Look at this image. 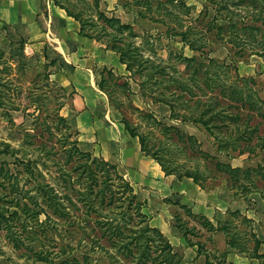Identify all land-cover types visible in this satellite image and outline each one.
Returning <instances> with one entry per match:
<instances>
[{
  "label": "rangeland",
  "instance_id": "obj_1",
  "mask_svg": "<svg viewBox=\"0 0 264 264\" xmlns=\"http://www.w3.org/2000/svg\"><path fill=\"white\" fill-rule=\"evenodd\" d=\"M69 1L71 2L68 5L69 8L82 11L83 17L92 14L90 5L94 3V0ZM98 1L99 9L105 12L108 17H117L122 23L133 27L136 35L133 39L134 46L141 51L144 58L156 63L163 60L166 63L165 72L169 77L164 79L168 91L165 96L172 101L179 114H187V111L180 105L181 101L177 96L185 97L184 100L190 106L192 102L188 95L176 90V84L170 81L171 78H175L177 75L188 78L193 74L196 75L198 82H204L203 85L200 84L204 88L203 92H205L201 97L203 100L206 97L219 98L217 97L219 89L209 91L205 83L207 85L211 84L213 87L223 86V84L227 86L244 83L245 88L247 86V88H252L255 91V97L258 100H264V65L262 58L259 55H254L250 47L241 51L230 43H221L212 44L203 51H192L181 43L180 37L172 36L173 32L171 31L167 32L166 25L154 22L147 17L139 18L128 11V9H134L135 4H138L137 10L145 12L147 9L144 7V0ZM155 1L162 2L163 0H151L152 7H155L157 3ZM185 6L189 8V21L185 17H181L178 21H172L170 28L177 31L185 30L186 26L203 29L216 15L213 6L205 0H186ZM164 8L172 9L166 4ZM174 10L178 15L185 13L184 9L179 7ZM180 24H182V28ZM227 24L222 17H218L216 20L217 26H226ZM76 28L77 36L84 38L78 34V22H76ZM84 39L91 42L95 48L93 51H98L100 56H102V51L107 52L108 56L103 59L105 63H108L107 66H111L112 56L109 53L111 51L105 48V44L94 39ZM47 47V44L35 46L31 42L20 41L9 53H7V49L0 53V168L3 169L0 173V184H2L0 185V207H3L4 210H7V168L10 169L11 173L17 175L20 180L24 178L23 166L20 163L15 164L16 160L30 161L37 175V180L55 187L59 192H63L61 187L65 186L60 179V175L64 171L65 176L69 175V179L75 188H79L76 182L79 177L76 171L72 172V170L80 161H77L74 157L75 159H72V161L66 162L65 156L66 150L71 147L70 143L73 141H77L78 148L82 152H86L79 145V133L75 131L69 121L73 102L78 99L71 81L72 73L70 71L72 72V69L65 67V63L63 64V61H61L62 59L59 60L57 57L51 59L52 56L46 54ZM254 49L260 53L258 47ZM179 57L193 59L194 62L182 65L183 63L179 61ZM206 58L228 66L227 75L213 77L214 81L219 82L218 84L207 81L212 78L215 71H218V67L215 66L205 71V66L209 65ZM210 65L213 66V64ZM107 66L100 64L99 67L95 68L94 71L97 76L95 85L97 87L101 74L105 73L103 69L113 70L114 77L119 79L110 81L106 78L105 85L107 90L112 92V98L119 108L114 109L109 104L106 94L102 91L106 103L105 105L99 104L98 108L106 109L108 107L109 110L117 114L116 118L119 120L124 116L131 125L138 126L139 132L146 134L149 144L155 148L164 146L167 155L173 161L174 166L178 168V172L195 170L199 174L200 189L212 193L211 195H214L213 199L219 203V208H221L209 220L214 226L212 230L209 226L202 225L200 219L190 216L188 212L190 209L178 202L165 199L148 207L147 200L142 201L133 187L137 202L143 203L141 211L145 215L146 223L151 228L157 229L170 242L173 251L181 259L180 264H204L206 255L215 264H264V104L261 113L254 115L248 121L250 129L241 133L244 137H251L250 148L257 145L254 150L253 148L250 150L253 152L244 151L240 154L235 151L228 155L224 151L217 153L216 148L219 144L208 130L200 125L183 123L180 119H173L171 111L169 110V112L164 104H152L150 98L143 99L141 97L137 82L129 79L127 72L119 71L115 67L108 68ZM188 66H191L192 69H188ZM203 72H206V74ZM220 74H224L223 69H221ZM160 79L161 77H157V80ZM248 79H253L255 84H250ZM126 80L129 89L122 85ZM171 93L174 97L171 96ZM197 94L200 96L202 92L198 91ZM217 102L218 107H227L228 103L230 106L234 104L221 99H218ZM131 107L142 110L146 114H153L162 125L178 128L185 134L193 136L200 144V150L208 156L195 153L194 146H190L188 142H182L174 132L171 131L165 134L160 126L154 125L150 121L146 122ZM226 111L239 114L240 118H244L247 113L245 109L226 108ZM59 116L65 118L69 130L65 129L64 124L59 121ZM212 132L219 137L222 135L216 129ZM7 145L17 151L14 156L7 155V152L3 153L2 150H7ZM89 153L93 158H101L97 153ZM141 155L151 158L143 152H141ZM216 162L223 165L228 164L232 168L241 170L243 174H240V183L234 185L224 173L217 171L214 165ZM114 166L117 169L116 165ZM94 167L97 166L93 164ZM221 169L223 168L221 167ZM117 171L119 172L118 169ZM3 174H6V180L3 179ZM97 177L100 184L103 173H98ZM190 180L192 181V179ZM80 184V187L85 186L84 179L80 180ZM111 188V192H106L104 201L96 200L93 209L90 210H85L81 203L75 199V196H71L72 204L65 201L64 204L68 207L70 217L72 219L76 218L82 228L80 230L85 231L86 235H80L82 240L78 247L76 246L79 237L71 240L68 237L59 238L57 235L50 233L53 236L49 235L48 240H45V237L40 236L41 238L38 239L42 241L43 250L50 256L55 257L59 255L63 245L70 244L72 249L66 250L70 257L75 256L81 260L85 250H94L92 253L88 251L92 264H125L128 259L121 253L116 252L111 246L108 241L112 239H107V236L103 237L101 235L95 220L112 222L113 226L120 225L125 234L132 237L135 236L134 232L140 227L138 224L140 219L135 214V203L128 204V199L118 189L117 182H113ZM98 189L99 187L96 186L95 190ZM68 193H71L69 187ZM75 207L79 209H74ZM11 210L13 209L11 208ZM156 214L162 215L159 223L153 220ZM5 216L7 217V212ZM20 221L23 222L22 219ZM217 221H219L222 231L215 229ZM177 225L188 231V233H184V236L176 227ZM27 226L26 230L28 232L33 230L31 228H34V230L37 228L32 223H28ZM73 228L70 229L74 230ZM251 232L255 233L258 239L262 241L258 253L252 249ZM235 234L245 251L238 252L227 244L228 237ZM22 237L24 240L26 235ZM39 246L38 244L36 248L40 249L41 246ZM257 254L260 255V258L253 257ZM54 260L57 264L62 262L61 257ZM0 264L43 263L33 262L32 259L27 258L25 249L16 250L7 240L5 230H1Z\"/></svg>",
  "mask_w": 264,
  "mask_h": 264
},
{
  "label": "trees",
  "instance_id": "obj_2",
  "mask_svg": "<svg viewBox=\"0 0 264 264\" xmlns=\"http://www.w3.org/2000/svg\"><path fill=\"white\" fill-rule=\"evenodd\" d=\"M50 1L55 6L64 10L67 16L79 23L78 34L80 36L94 39L97 42L105 44V48L118 57L119 63L125 67V71L128 73L127 77L137 82L140 95L143 99L150 98L152 104L162 103L167 105L170 108L173 119H180L183 123L188 122L200 125L205 130H208L219 144L216 148L217 153L223 151L227 153L226 155L235 151H238L240 154L244 153V151L249 153L253 152L250 151L252 148L253 150L256 148L257 145L252 148L249 146L251 144V137H244V135H241V133L250 129L248 121H250L254 115H259L261 113L262 105L264 104V100L260 101L255 97V91L252 88H247V86L245 88L244 83H235L227 86L223 84V86L219 87H213L211 84L207 85L205 83L209 91L219 89L217 92V97L219 98L206 97V99L203 100L201 97L205 92H203L204 88L201 85H203L204 82H198L196 75L193 74L188 78L177 75V77L171 78L170 81L176 84V90L188 95V98L192 102L190 106L187 101L184 100L185 97L177 96L181 101L180 105L187 111V114H179V111L176 109L175 105L172 104V101L165 96V93L168 91L164 79L169 77L165 72L166 63L163 60L156 63L143 57L141 51L134 46L133 39L136 35L132 26L122 23L117 17H108L105 12L99 9L98 0H94V3L90 5L92 14L88 17H83L82 11H75L69 8L68 5L71 3L69 0ZM150 1L151 0H144V7L147 9L145 12L137 10L138 4H135L136 6H134V9H128V11L134 13L139 18L147 17L154 22L166 25L167 32L171 31L173 32L172 36L180 37L181 43L192 51H203L212 44L230 43L241 51L250 47L254 55H259L262 58L264 65V0H205L213 6V10L216 14L215 17L208 22L203 29L186 26L185 30L181 31L170 28V25L172 21H178L181 17H185V19L189 21V8L185 6L186 0L155 1L157 2L155 7H152ZM165 4L169 5L172 9L164 8ZM178 7L184 9L185 13L183 15H178L175 12L174 9ZM218 17H222L228 24L226 26H217L216 20ZM180 27H183L182 24H180ZM255 47L260 49V53L255 51ZM206 60L209 65L205 66V71L215 66L218 67V71H215L212 74V78H209L207 81L209 83L214 82L218 84L219 82L214 81L213 77L227 75L228 66L219 64L213 59L206 58ZM179 61L183 63L182 65L194 62L193 59L181 57H179ZM210 64H213V66ZM188 69H192L191 66ZM221 69H223L224 74H220ZM103 72L105 73L101 74L97 87L106 94L109 104H111L114 109H118L119 106L112 98V92L107 90L105 84L106 78L110 81L112 79L118 80L119 78L114 77L112 70L103 69ZM203 73L206 74V72ZM157 77H161V79L157 80ZM249 81L250 84H255L253 79ZM122 85L129 89L127 80ZM198 91L202 92L200 96L197 94ZM171 96L174 97L172 93ZM218 99L232 102L235 106H230L228 103L227 107H218ZM226 108L245 109L247 113L244 118H240L239 114H232L226 111ZM131 109L138 112L146 122L150 121L154 125L160 126L165 134L171 131L174 132L182 142H188L190 146H194L193 150L195 153L201 156H208L200 150V144L197 143V140L193 136L185 134L178 128L162 125L151 113H143L142 110L134 107H131ZM58 119L64 124L65 129L69 130L65 118L59 116ZM120 123L123 124L129 137L137 140L140 151L155 160L165 175H175L178 179L190 178L196 185L201 187L198 180L199 174L195 170L178 172V168L174 166L164 146L155 148L150 145L146 134L139 132L138 126L131 125L124 116L121 117ZM214 129L218 130V133H222V135L220 137L216 135L212 132ZM70 145L71 147L66 150L65 154L67 159L66 162H70L75 158L77 161L82 162H78L72 170V172L76 171L79 177V179L76 180L79 188H75L69 179V175L65 176V171L60 175V179L65 185L61 187L63 188V192H59L58 189L49 184L39 182L30 161L23 162L16 160L15 162V164L20 163V165L23 166L24 178L22 180H20L17 175L11 173L10 169L7 168V210L0 207V231L5 230L6 238L13 247L16 250L25 249L27 258L32 259L33 262L57 264L54 259L61 257L62 262H60V264H92V259L89 254L94 252V250H88L91 251L90 253L85 250V254L82 255L80 260L75 256L70 257L68 255L66 250H71L72 246L70 244H65L61 247L59 255L52 257L43 250L44 246L42 241L38 238L43 236L45 240H48L50 233L57 235L59 238L68 237L71 240H75L79 237L76 246L78 247L82 240L80 235L83 234L82 236H85L86 234L85 231L80 230L82 228L78 224L76 218L72 219L70 217V212L64 202L69 201V203L72 204L71 196H75V199L81 203L85 210L93 209L95 201L103 202L106 192H111L113 182H117L118 189L127 197L128 204L132 205L135 203V214L136 217L140 219L138 222L140 227L134 232L135 236L131 237L125 234L120 225L113 226L112 222L95 220L101 235L103 237L107 236V239H112L108 241L111 246H113L116 252L121 253L128 259L125 261V264H180L181 259L179 255L173 251L170 242L164 238L157 229L151 228L146 223L145 215L141 211L143 203L137 202V196L132 185L119 174L115 166L102 158H93L89 152H82L78 148L77 141L71 142ZM2 151L3 153L7 152V155L10 156H14L17 153L16 150L11 149L8 145L7 150ZM93 164L97 167L93 168ZM214 165L216 170L224 173L234 185L240 183L239 177L240 174H243L241 170L232 168L228 164H220L219 162H216ZM221 167L223 169H221ZM2 171L3 169L0 168V173ZM98 173H103V179L100 184L98 183ZM3 175V179L6 180V174ZM81 179H84L86 183L84 187H80ZM28 185L30 186L28 187ZM96 186L99 187L98 190H95ZM68 187L71 191L70 194L68 193ZM4 203L6 204L5 201ZM11 208L13 210H11ZM74 209L79 208L75 207ZM6 212L7 217L5 216ZM188 212L190 216L200 219L202 225L209 226L212 230L214 229L213 224L205 217H197L193 215L190 210H188ZM20 219H22L23 222H21ZM28 223L35 225L37 227L35 228L36 230L31 228L33 230L28 232L26 230ZM216 224L215 229L217 231H222L223 229L219 226V221H217ZM72 227H74V230L70 229ZM176 227L184 236V233H188V231L182 229L181 226L177 225ZM23 235H26L24 240L27 242L23 240ZM251 238L253 239L252 249L258 253L262 241L252 232ZM38 244L41 246L40 249L36 248ZM227 244L238 252L245 251L244 248L241 247V243L237 240L236 234L228 237ZM253 257L260 258V255L257 254ZM204 264L215 263L206 255Z\"/></svg>",
  "mask_w": 264,
  "mask_h": 264
},
{
  "label": "crops",
  "instance_id": "obj_3",
  "mask_svg": "<svg viewBox=\"0 0 264 264\" xmlns=\"http://www.w3.org/2000/svg\"><path fill=\"white\" fill-rule=\"evenodd\" d=\"M76 29L75 20L50 0H0V53L5 49L9 53L20 41L35 46L47 44L46 54L51 59H62L65 67L72 69L71 81L78 99L73 102L69 121L79 133L81 149L116 165L142 201L147 200L148 207L168 199L211 220L221 209L212 193L201 190L189 178L165 175L155 160L141 155L137 140L129 137L117 114L108 107L98 108L99 104L105 105L106 98L95 85L94 70L100 64L107 66L103 58L108 53L102 51L100 56L94 52L91 42L77 36ZM109 53L112 60L107 67L125 71L118 57ZM161 218L156 214L153 220L159 223Z\"/></svg>",
  "mask_w": 264,
  "mask_h": 264
}]
</instances>
